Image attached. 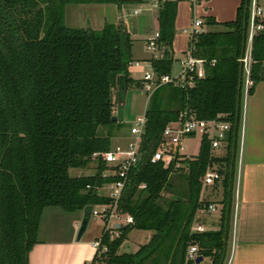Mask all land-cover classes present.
<instances>
[{
  "label": "trees",
  "instance_id": "trees-1",
  "mask_svg": "<svg viewBox=\"0 0 264 264\" xmlns=\"http://www.w3.org/2000/svg\"><path fill=\"white\" fill-rule=\"evenodd\" d=\"M124 1L0 0V264H29L46 207L77 212L112 200L99 193L100 186L116 180L101 176L106 169L101 158L95 174L75 176L70 170L86 168L94 153L112 149V133L100 135L98 129L122 125L120 118L112 117L118 101L124 102V87L134 81L130 77L134 40L123 22H107L101 29L71 28L65 13L68 4L121 6ZM248 4L249 0H242L236 18L221 23L227 30L202 31L193 39L195 55L206 60L205 76L197 79L195 87L164 85L150 98L141 143L143 160L131 171L118 205L133 216L134 223L120 227L119 237L103 232L98 251L103 246L108 251L97 254L94 262L191 264L186 254L195 243L199 256L210 255L212 264H219L230 229L232 156L240 128V117L237 128L235 118L240 58L248 38ZM177 12V1H166L159 11L157 46L163 55L150 60L159 74L173 68ZM206 23L218 22L209 17ZM251 56L250 76L256 83L264 80V29L253 37ZM185 108L202 119L224 114L233 127L224 154L211 157V144L204 136L199 154L184 160L189 168L187 197L164 199L173 165L165 168L151 157L165 127ZM211 159L225 164L221 228L191 234L203 204L201 177ZM133 229L154 233L135 252H119Z\"/></svg>",
  "mask_w": 264,
  "mask_h": 264
},
{
  "label": "crops",
  "instance_id": "crops-1",
  "mask_svg": "<svg viewBox=\"0 0 264 264\" xmlns=\"http://www.w3.org/2000/svg\"><path fill=\"white\" fill-rule=\"evenodd\" d=\"M146 1L125 0L121 6L111 3L68 4L65 13L66 23L70 16L72 23H80V27H92L94 29H101L107 22H123L132 33L133 40H144L145 47L148 50L149 42L159 32V12L147 10L141 15L133 14V10ZM190 1L192 2V0ZM249 1L250 4L248 5L250 6L252 2ZM241 3L242 0H197L196 3L192 2L191 5L184 2L180 6L178 3L173 40L174 64L171 71L173 74L179 73L181 69L180 59L185 57L190 47V28L187 27H191L196 19L195 17L198 16V8H201L202 16L200 19L203 20V32L224 31L227 28L221 23L234 20ZM257 3L261 7L264 6V0H257ZM213 5H218V12L215 11ZM72 9L73 11H71ZM75 16L78 22L75 21ZM209 17L215 19L218 23L207 24L206 19ZM252 43L253 40L250 41L248 35L245 45L247 56H251ZM185 47L188 49L185 50ZM148 51L150 52L149 56H140L138 46H135L132 61L142 62L143 67L130 68V77L133 80L140 81L143 90L140 86H138V90L142 91L147 103L142 80L143 71L149 69L150 60L153 57L158 58L163 55V51L159 46ZM175 63L179 64L178 69H176ZM140 72L143 74L142 78ZM242 80L240 128L234 158L235 179L231 197L230 229L226 239V255L223 264H264V80L256 83H246L245 75L242 76ZM252 87L253 90H251ZM126 102L127 92H125L124 102L118 101L117 106L114 108L115 115L121 121H125ZM135 119L130 124L129 132L126 131L127 136H119L118 144L112 146V149L117 146L124 147L134 138L131 127ZM194 137H198V135L190 136L186 138V141ZM199 151L200 146L196 156ZM221 154H224V150ZM196 156L188 157L187 155V158L193 159ZM97 161V158H93L92 162L86 167L93 171L87 175L97 172ZM185 172L187 171L185 170ZM80 175L85 174L79 173L75 176ZM221 186H223V179L212 186H207L201 192V200L208 203L215 202L218 206L214 214L201 211L196 213L198 220L209 230H219L221 228V216L225 205L224 188ZM219 188L222 189V194L220 197H216ZM99 191L103 193L109 190ZM205 215L211 216L213 219H206ZM83 217V210L67 212L56 206L46 207L41 219L38 242L29 253V264H96L97 262L93 261L94 258L97 254L101 256L96 242L102 237L107 222L104 220V224L103 221L98 222V217H91L85 231L79 237ZM202 218H205V220H202ZM149 231L150 233H147L145 237H138L144 238L148 242L154 233L151 230ZM130 234H128L119 252L136 251L133 248L135 244L130 241ZM127 249H131V251ZM200 252L201 250L199 255ZM202 257L199 263L196 260H191V264H201L206 259L205 264H212V256L204 255Z\"/></svg>",
  "mask_w": 264,
  "mask_h": 264
},
{
  "label": "built area",
  "instance_id": "built-area-1",
  "mask_svg": "<svg viewBox=\"0 0 264 264\" xmlns=\"http://www.w3.org/2000/svg\"><path fill=\"white\" fill-rule=\"evenodd\" d=\"M166 1L175 0H147L145 3L140 4L133 10L134 15H141L145 11H160ZM196 3L197 0H192ZM249 8L250 22L248 26L249 40L258 32L264 29V8L259 6L257 0H252ZM203 20L195 19L192 27L189 29L191 37L190 47L182 59H180L181 69L179 73L173 74L172 72L159 74L155 67L149 65V69L144 70L143 86L145 89L147 101L149 103L153 93L164 85H172L175 87L183 88L185 90L191 89L196 86L198 78L205 76V63L206 60L195 55V43L193 39L202 32ZM159 32L155 34L154 38L148 44V50H153L157 46ZM243 64V73L246 76V83H253L251 80V66L252 56L246 54L240 58ZM130 67H143L140 61H131ZM147 110V109H146ZM146 110L143 115L138 116L132 127L131 133L134 138L128 142L124 147L117 146L105 152H96L93 158H101L106 163V169L102 172L103 178L115 177L116 180L105 183L98 189L109 191L99 193L110 197L112 200L109 203H103L104 208L101 211L95 210L94 205L91 212V217H100L107 223L103 232H109L112 237H119L121 234L120 227L134 223L132 215L123 212L119 208V201L122 197L124 188L129 180V175L134 167L139 165L143 160V152L141 150L142 135L146 127ZM224 114H218L212 119L199 118L196 113L190 109L185 108L180 112L179 118L176 121L170 122L164 129L162 140L151 157V161L156 163L162 161L164 167H172V173L179 171L183 167L186 168L188 173L189 168L185 165L184 160L187 156L183 153L184 141L186 138L194 135H200L201 139L206 136L211 144V157L216 156L220 149H224L228 145V135L232 130V121L225 118ZM221 164L215 162L213 159L207 165L205 173L201 177L202 192L207 186H212L217 182L224 179L221 173ZM143 183L141 187H145ZM89 187V186H88ZM201 200V197H200ZM197 212H205L208 214L216 213L218 206L215 202H204ZM114 221V223H111ZM209 229L201 223L195 216L194 222L191 226V234L204 233ZM98 249L100 247V240L96 242ZM108 251L107 246H103L101 253ZM200 247L198 244H190L186 254V260H196L199 256ZM96 264H103L97 261Z\"/></svg>",
  "mask_w": 264,
  "mask_h": 264
},
{
  "label": "rangeland",
  "instance_id": "rangeland-1",
  "mask_svg": "<svg viewBox=\"0 0 264 264\" xmlns=\"http://www.w3.org/2000/svg\"><path fill=\"white\" fill-rule=\"evenodd\" d=\"M179 3V6L181 3L187 2L189 5H191V1L190 0H176ZM191 2V3H190ZM252 2V0H251ZM262 5V3H261ZM264 5V4H263ZM264 8V6H262ZM72 8V7H70ZM76 8V7H74ZM213 8L215 9V11L218 12V5H213ZM73 11V9L71 10ZM69 12V11H68ZM70 13V12H69ZM197 15L195 18L196 19H200L202 16L201 13V8H198L197 11ZM71 17V16H70ZM70 17L68 18V22L66 23L69 27L71 28H79L80 27V23H72V19H70ZM75 21L78 22L76 16H75ZM89 26V25H87ZM190 26V25H189ZM192 27V25H191ZM191 27H187V28H191ZM184 28V27H183ZM135 46H138V52L140 54V56L143 57H147L149 56L150 52L146 49L145 47V41L144 40H134L133 41V49ZM186 48V47H185ZM188 48H186L185 50H187ZM176 69L179 68V64H176ZM144 74V71H143ZM142 72H140L141 78H142ZM143 79V78H142ZM245 84V83H244ZM138 86H140V88L143 90V88L141 87L140 81H136L134 80L132 83H130L127 86V102H126V109H125V121L122 120V125L121 127H118L117 125L114 126H100V128L98 129V133L100 135H107L108 132H111V147L112 146H116L119 142L118 137L119 136H127V132H129L130 130V124L131 122L137 118L139 115H143L144 111L147 109V105L149 103L146 102L144 94L142 93V91L138 90ZM244 96V95H243ZM130 137V136H129ZM122 140V138H121ZM201 136L198 135V137H194L191 138L189 140H185L184 141V148H183V153L186 154V156L188 155V157H191L192 155L196 156L197 152H198V148L200 146V142H201ZM218 154L222 153V150H220V152H217ZM222 169L225 168V164L221 165ZM186 168L183 167L182 169H180L179 171H176L172 174H170V177L168 179V184L166 185L164 191H163V198L164 199H180L183 198L185 199L187 197V195L189 194V184H188V176H187V172H185ZM93 171L91 169H87V168H72L70 170L71 175H76V174H91ZM222 188H224L223 186H221ZM217 196L216 197H220L222 194V189H218L217 190ZM215 198V197H213ZM95 210L101 211L104 208L103 204H95L94 205ZM71 215V214H68ZM206 216V215H205ZM71 217V216H69ZM203 217V216H202ZM207 217V218H206ZM206 219H213L211 218V216H206ZM205 218H202V220H205ZM103 221V223L105 224V221L98 217V222ZM111 223H114V221H112ZM64 224V221H63ZM147 233H150L149 230H141V229H133L132 233L130 234V241L132 244H135L133 247L135 250H137L141 245H143L146 241V239L138 237V236H143L145 237ZM130 250L131 249H127ZM134 250V251H135ZM101 253V252H99ZM207 261V259L205 260V262H202L201 264H205Z\"/></svg>",
  "mask_w": 264,
  "mask_h": 264
},
{
  "label": "water",
  "instance_id": "water-1",
  "mask_svg": "<svg viewBox=\"0 0 264 264\" xmlns=\"http://www.w3.org/2000/svg\"><path fill=\"white\" fill-rule=\"evenodd\" d=\"M245 28H246V23H245ZM243 45H246V40L244 39L243 41ZM242 76H243V64L241 63V67H240V76H239V85H238V99H237V110H236V118H235V128L238 127L239 124V117H240V93H241V89H242ZM124 91L127 92V86L124 87ZM113 120H118V116L114 115L112 117ZM234 156H235V148L233 149V156H232V162L234 161ZM92 208L93 206L91 204L87 205L84 207L83 212H84V217L82 220V225L80 228V232H79V237L82 235V233L85 231L88 222L91 218V212H92ZM225 255H226V239H225V247H224V252L223 255L219 261V264H223L224 263V259H225ZM202 256H198L196 259V262L199 263L202 260Z\"/></svg>",
  "mask_w": 264,
  "mask_h": 264
}]
</instances>
